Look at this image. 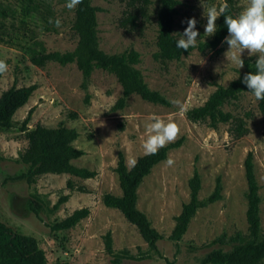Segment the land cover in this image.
Segmentation results:
<instances>
[{"label":"rangeland","instance_id":"rangeland-1","mask_svg":"<svg viewBox=\"0 0 264 264\" xmlns=\"http://www.w3.org/2000/svg\"><path fill=\"white\" fill-rule=\"evenodd\" d=\"M244 2L235 0L236 15ZM66 3L67 0H33L34 8L26 9L20 0H0V34L7 40L0 41V57L9 62L8 71L0 77V94L12 84H36L26 103L15 111L13 126L0 131V221L15 232L34 236L44 250L47 264H112L104 252L102 236L106 231L111 232L116 250L127 248L133 254L146 250L147 244L136 227L120 211L105 206L101 197L106 192L120 194L114 170L117 152H123L129 166L143 155L146 126L155 114L177 123L179 137L184 136L182 144L169 150L167 157L153 166L137 190V207L163 238L157 242L159 254L120 264H199L205 253L217 246L211 243L213 238L222 232L245 233L243 162L249 151L259 185L264 232V134L253 93L243 91L222 105L224 111L245 120L246 132L240 137H234L230 123L212 127L208 120L191 121L186 117V111L201 105L217 84L225 85L243 71L227 59L231 55L227 43H222L219 53L194 48L178 60L160 62L152 56L156 51L158 0H91L98 8V47L106 53L136 50L139 61L135 66L141 70L145 82L170 102L151 103L131 94L122 109H112L121 95V86L113 74L95 68L84 86L75 63L47 62L36 66L29 60L31 50L39 45L46 51L74 48L77 42L72 27L74 9L69 10ZM219 3L220 0H180L174 25L176 37H181L187 19L194 17L200 33L197 43L211 38L204 36L205 15L210 6ZM128 12L138 14L134 29L119 23ZM57 18L61 20L59 28L49 23ZM247 57L245 51L242 58ZM181 105L186 111L181 110ZM30 109L27 129L63 123L78 131L73 145L83 154L73 163L95 170V176L46 173L32 185L16 178L25 169L15 158L27 145L25 130L21 128ZM169 158L175 161L172 166L166 163ZM194 167L201 177L198 197L210 195L219 179L220 198L198 208L181 239L173 241L168 236L175 223L174 216L189 199L188 179ZM32 192L42 201L37 216L27 206ZM63 195L67 199L51 212L49 208ZM84 206L89 208V214L73 228L51 231L53 221Z\"/></svg>","mask_w":264,"mask_h":264},{"label":"trees","instance_id":"trees-1","mask_svg":"<svg viewBox=\"0 0 264 264\" xmlns=\"http://www.w3.org/2000/svg\"><path fill=\"white\" fill-rule=\"evenodd\" d=\"M26 9L34 8L33 0H20ZM147 1V0H144ZM180 0H158L156 11V51L153 53L154 60L167 62L178 60L182 55L188 54L192 49L183 50L175 46L178 38L174 34L175 16L178 13ZM229 12L226 14L236 15L235 0H227ZM98 8L91 4V0H83L74 9L72 27L77 35V42L73 49L66 51H46L43 46L31 50L29 60L36 66H43L47 62H56L61 65L75 63L83 77V85L87 84L88 78L95 68L103 69L115 76L121 86V95L112 105V109H122L131 94L140 96L141 99L169 105V100L159 91L151 89L145 82L143 74L135 65L139 61V53L134 49L123 50L116 53H106L98 47L97 35V12ZM140 13H143L140 8ZM138 14L128 12L120 20V25L130 29L137 26ZM217 32L211 38L198 42L197 50L221 51L222 41L228 35L227 26L223 16L216 21ZM0 41L6 42L0 34ZM0 59H4L1 58ZM7 64L9 63L7 59ZM255 59H244L243 71L239 79H231L227 84H217L215 89L208 95L205 101L196 107L186 111V117L191 121L208 120L210 126L215 127L218 123H230L234 137H240L246 132L245 120L241 116L234 115L230 111H224L222 105L239 96L243 91L249 90L242 83L243 76L248 72H255ZM2 74H0L1 77ZM36 84L16 86L12 84L0 94V131L13 126L12 117L15 111L21 107L30 97ZM257 108L261 115L262 132L264 134V100L257 101ZM32 109L22 121V130H25L27 139L26 147L18 152L15 160L21 163L25 169L17 179H22L27 185L36 182L37 177L46 173H68L80 178L95 176V170L77 166L73 160L83 154V151L73 145L78 137V131L58 123L54 127L36 125L27 129ZM184 140L180 136L173 143L161 148L156 155H140L136 163L130 166L126 164L122 151L117 152L116 166L114 168L120 188V194L103 193L102 203L115 208L123 217L134 225L147 244V249L133 254L127 248L114 249L110 231L102 236L104 252L108 255L112 264H120L125 260L150 259L158 253L157 242L163 236L151 225L147 215L137 207L138 187L143 178L150 173L153 166L167 157L169 150L179 147ZM244 177L246 180V210L245 219L247 230H240L230 235L224 232L211 240L217 246L208 250L201 258L199 264H260L264 262V232L261 228L259 185L255 176L252 152H247L244 162ZM70 186V182L67 181ZM189 199L181 205L180 212L174 216V226L168 239L178 241L186 232L187 226L201 206L220 198L221 185L216 180L213 191L204 199L198 197L201 187V177L196 167L188 179ZM67 199L63 195L49 208L55 211L59 205ZM28 208L36 216L42 208V201L36 192L30 194ZM89 214L88 207L74 209L71 213L60 220L50 224L51 231H67L73 228L81 219ZM0 264H47L44 250L39 247L34 236L25 235L13 231L4 222L0 221Z\"/></svg>","mask_w":264,"mask_h":264},{"label":"clouds","instance_id":"clouds-1","mask_svg":"<svg viewBox=\"0 0 264 264\" xmlns=\"http://www.w3.org/2000/svg\"><path fill=\"white\" fill-rule=\"evenodd\" d=\"M83 0H67L66 7L69 10L75 9ZM229 12L227 0H220V3L210 6L206 13L207 23L204 26V36H212L217 32V19L224 18V24L227 26L228 35L224 41L228 45V51H231L230 57H227L238 69L244 67L243 53L247 51L249 57L255 56V72H248L243 76L242 83L253 93L256 101L264 100V0H245L242 10L235 16L226 14ZM54 26L59 28L61 20L57 18ZM197 20L187 19L181 37L176 40L175 46L178 49L189 50L197 47V40L200 33L196 29ZM8 71L6 60L0 59V74ZM236 75L234 79H239ZM179 103V102H177ZM181 110L186 109L181 105ZM151 123L147 124V138L143 143L145 155H156L161 148L169 143L175 142L180 135V127L172 120L153 114L150 117ZM133 165L136 161L132 162ZM166 163L172 166L175 161L169 158Z\"/></svg>","mask_w":264,"mask_h":264}]
</instances>
